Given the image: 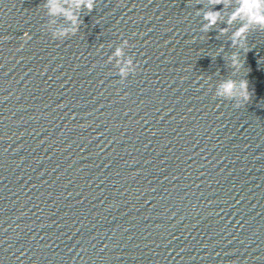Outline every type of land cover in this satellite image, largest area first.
Returning <instances> with one entry per match:
<instances>
[{"label": "water", "instance_id": "water-1", "mask_svg": "<svg viewBox=\"0 0 264 264\" xmlns=\"http://www.w3.org/2000/svg\"><path fill=\"white\" fill-rule=\"evenodd\" d=\"M48 3L0 0V264H264V30L233 76L201 0H96L64 38Z\"/></svg>", "mask_w": 264, "mask_h": 264}, {"label": "clouds", "instance_id": "clouds-1", "mask_svg": "<svg viewBox=\"0 0 264 264\" xmlns=\"http://www.w3.org/2000/svg\"><path fill=\"white\" fill-rule=\"evenodd\" d=\"M96 0H49L47 8L51 15L62 16L67 26L56 27L52 31L54 38H64L75 34L80 25V11L86 9L91 12ZM202 7L197 8L196 15L201 17V32L208 33L217 29L219 38L230 41V47L234 49L228 56L229 67L235 76L244 68L245 54L250 50L247 44L248 34L252 30H264V0H201ZM218 5L222 7L215 10ZM223 23L225 27H218ZM27 39L28 33L23 34ZM128 41L123 40L116 47L109 61L115 59L118 69L117 75L123 81L130 73L135 71L132 58L125 57V48ZM219 52L223 53L221 47ZM243 53V55H242ZM216 95L226 99H235L238 104L249 99L248 85L245 79L236 80L227 78L221 81L216 89Z\"/></svg>", "mask_w": 264, "mask_h": 264}]
</instances>
